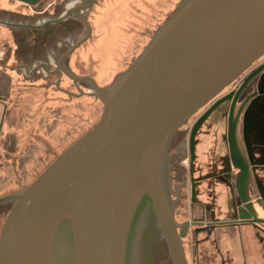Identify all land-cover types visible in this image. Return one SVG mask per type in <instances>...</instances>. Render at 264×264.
I'll use <instances>...</instances> for the list:
<instances>
[{"label":"water","instance_id":"water-1","mask_svg":"<svg viewBox=\"0 0 264 264\" xmlns=\"http://www.w3.org/2000/svg\"><path fill=\"white\" fill-rule=\"evenodd\" d=\"M82 21L87 34L59 67L75 84H90L103 112L29 185L0 199V264H187V228L183 239L177 230L186 221L185 136L174 133L264 56V0H186L107 89L61 66L90 36ZM263 70L245 79L228 114L240 222L264 223L251 201L254 164L238 135L241 106L236 110ZM7 97L0 92V136ZM226 99L193 128L192 159L198 129Z\"/></svg>","mask_w":264,"mask_h":264},{"label":"rangeland","instance_id":"rangeland-1","mask_svg":"<svg viewBox=\"0 0 264 264\" xmlns=\"http://www.w3.org/2000/svg\"><path fill=\"white\" fill-rule=\"evenodd\" d=\"M87 1V11L83 13V16L90 25V36L71 53L70 58L63 61V66L73 71V75L91 77L100 87L107 89L111 88L130 69L186 0ZM61 34L66 39L67 45L70 43L73 46L85 37L87 29L82 22L71 19V22L66 25L65 32ZM63 37L57 32L56 42L63 43ZM3 59H0V65ZM7 64L15 67L17 63ZM262 64H264V56L256 61L251 69H256ZM50 65L54 69L55 62L51 61ZM248 72L233 82L216 100L225 98L229 100L228 98L236 93L240 83L246 79ZM9 73L11 80L3 78L8 97L5 102L7 112L0 136V199L20 192L29 185L64 150L93 127L104 109L102 101L89 83H77V87L71 79L64 77L65 87L78 95L69 99L53 86L55 75L45 79V72L41 69L33 75H25L23 70L20 72L13 70ZM259 74V78L251 82L249 95L258 85L264 88V70ZM248 93L249 91H246L241 98L238 97L236 110L239 111L240 106L243 110L242 103L246 101ZM235 96L236 94L234 98ZM215 101L190 117L174 133V135L185 136L186 221L190 223L201 217L199 212L192 211L189 159L191 133L200 117L212 107ZM225 105H221L220 108L222 109ZM227 105L231 107V104ZM228 106L227 114L230 111ZM241 120L239 116V137L241 136L239 132ZM227 121L228 117L224 118L221 114L217 119H211L207 122L206 132L203 133L201 130L199 137H224L223 141H225ZM260 123L264 126V122ZM203 134L207 136H202ZM222 143L218 148L223 152L222 167L219 171L228 166L227 147L225 142ZM256 143V146H259V143ZM260 146L261 150H264V145L260 144ZM256 159L264 162V158ZM255 178L264 181V171L257 170V174L251 176V181L253 182ZM256 187L254 182L255 191H257ZM252 192L253 186L250 188V194ZM231 194L234 195V190ZM206 220H210L208 214ZM195 229V226L187 227L189 264H195L193 257L194 241L197 240ZM198 237L200 241L203 235L199 234Z\"/></svg>","mask_w":264,"mask_h":264},{"label":"crops","instance_id":"crops-1","mask_svg":"<svg viewBox=\"0 0 264 264\" xmlns=\"http://www.w3.org/2000/svg\"><path fill=\"white\" fill-rule=\"evenodd\" d=\"M87 7V0H0V50L5 51V58L0 65V92L7 93L3 78L11 80L10 71L18 70L20 72L23 70L25 75H33L41 69L45 72V79L51 75L56 76L53 86L63 96L69 99L78 97L65 87L63 78H70L60 71L59 62L63 54L71 47L70 43L67 45L66 39L61 33L65 32L66 25L71 22V19L85 25L82 17H84L83 13L87 11ZM57 32L63 37V43L56 42ZM66 45L67 47L63 48ZM70 56L71 54L68 58ZM51 61L55 62L54 69L51 68ZM63 61L61 66L65 68ZM9 62L17 64L15 67L9 66L7 64ZM66 68L67 71L74 74L68 67ZM76 86L78 87L77 84ZM223 138L199 137L198 135L196 161L191 165L192 176L194 181L196 180V184H193L194 199L208 210L211 222H221L239 215L233 199L234 195L231 194L233 189L218 177L219 169L222 167L221 155L223 154L218 148L220 144H223L222 142H225ZM251 141L252 143H249H251L253 156L259 158L264 155V150L256 146V141ZM260 151L263 153L260 154ZM254 209L257 216L264 218L263 206H255ZM231 229L229 227L217 228V233L214 236H221L222 230L227 231L225 240H222V237L218 239L219 246L235 245L230 240ZM241 230L245 237L243 245L246 247L255 245L248 237L250 228L242 227ZM206 245V243L201 244V246ZM256 262L261 261L257 260Z\"/></svg>","mask_w":264,"mask_h":264},{"label":"flooded vegetation","instance_id":"flooded-vegetation-1","mask_svg":"<svg viewBox=\"0 0 264 264\" xmlns=\"http://www.w3.org/2000/svg\"><path fill=\"white\" fill-rule=\"evenodd\" d=\"M255 63H253L247 70H245L241 75H239L233 82L237 81L246 72H248L254 66ZM253 69H251V71L248 72V76L250 73L253 72L252 71ZM259 75L255 76L247 84L246 88L242 91L239 97L241 98V96L246 91H249V93L247 94L248 96L246 97L247 101L245 102L244 108L240 114V118H242V120L239 126V132H241L240 137H241V141L243 143L245 150L248 149L246 150L247 156L248 158H250V160L254 164L253 166H250V169H251L250 171L252 173V176H254V174H257V170L264 171V162L257 160L256 159L257 157L253 156L251 147L249 145V142L251 140L258 142L259 148L261 147L260 144L264 145V130H263L264 126H262V124L260 123L261 121L264 122V93H259V89L262 88V86L258 85L256 90H253L251 92L252 94L249 95L251 82L256 80V78H259ZM248 76L246 75V78ZM233 82H231L225 89H227ZM244 82H245V79L240 83V86L237 87L236 93L238 92V90L240 89V87L243 85ZM233 92L234 91H232V93ZM234 95L230 97L231 100L229 99V100L221 102L209 114V116L206 118V120L202 123V125L198 129L197 134L195 136L194 157L192 159L191 154H190V158H189L191 165L194 164L196 161V148H197L196 139H197L199 132L201 130H203V132H206L205 131L206 127H208L207 122L210 121L211 119L212 120L217 119L220 114L224 115V118L228 117V114H227L228 112L226 111L227 106H228L227 104L232 103L231 101L234 98ZM217 97H215L211 102L215 101ZM228 101H230V103ZM216 102H218V100H216L214 103ZM224 104H226L225 107L223 106L221 109L220 108L221 105H224ZM228 108H230V105L228 106ZM204 136H207V135L205 134ZM225 143L227 147V158L226 159H227L228 166L225 169L220 170L218 177L222 178L224 183L229 185V187H231V189L234 190L233 199L235 200V204H236V208L238 212V209L241 206L239 197L236 192V180H235L238 170L232 167L230 156H229V147H228L227 137H225ZM260 152L263 153V151H260ZM260 157L264 158V155H261ZM190 174H191V187H192L193 184L196 182V180L194 181L191 171H190ZM254 180L252 182L253 192L251 194V198H252L251 201L253 203L254 208L255 206L264 207V193L262 190L264 188V181H261L257 178H255ZM254 182L257 185L256 187L257 191H255L254 189ZM192 208H193L192 211L195 213L199 212L200 213L199 215L201 217L197 218L195 221H192L190 224H188V221H183L182 224H179L181 225V227L178 228L177 230L180 235V239H183L185 235L183 231L185 228H187L189 225L196 227L195 233H196L197 240L194 241V246H193V257H194L195 264H264V223L263 222L254 221V220L252 222H240L241 220L239 219V216L237 215V216H234V218L232 219L223 220L219 222L220 224L212 225V224H209L211 223L210 220L209 221L206 220V215L208 214V210L204 208L203 206H201V203H199L197 200L195 201L193 196H192ZM257 218L261 219V221L264 220V218L259 217V216H257ZM219 227L232 228L230 240L235 243L234 246L221 247L218 245V239L222 237V240H225L226 239L225 237L227 236V231H224V230H222L221 236H217V235L214 236L217 233L216 231L217 228ZM242 227L250 228V232H249L250 234L248 235V237H249V240L253 241L255 245H251L249 247H246L243 245L245 237L243 236V232L241 230ZM199 234L203 235V238L200 241L198 237ZM202 243H206L207 245L201 246ZM183 252H185L184 249H183ZM185 254L186 253H184L186 263L189 264L188 257ZM257 260L258 261L260 260L261 262H256Z\"/></svg>","mask_w":264,"mask_h":264},{"label":"built area","instance_id":"built-area-1","mask_svg":"<svg viewBox=\"0 0 264 264\" xmlns=\"http://www.w3.org/2000/svg\"><path fill=\"white\" fill-rule=\"evenodd\" d=\"M4 55H5V51L4 50H0V59H3Z\"/></svg>","mask_w":264,"mask_h":264}]
</instances>
